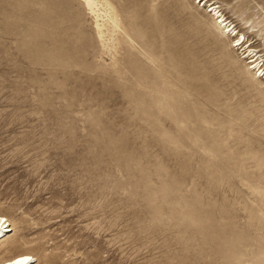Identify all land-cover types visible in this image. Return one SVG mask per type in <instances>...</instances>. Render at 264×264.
Here are the masks:
<instances>
[{"label":"rangeland","instance_id":"obj_1","mask_svg":"<svg viewBox=\"0 0 264 264\" xmlns=\"http://www.w3.org/2000/svg\"><path fill=\"white\" fill-rule=\"evenodd\" d=\"M91 1L0 0V261L264 264V0Z\"/></svg>","mask_w":264,"mask_h":264},{"label":"bare ground","instance_id":"obj_2","mask_svg":"<svg viewBox=\"0 0 264 264\" xmlns=\"http://www.w3.org/2000/svg\"><path fill=\"white\" fill-rule=\"evenodd\" d=\"M83 1H85L86 7L91 8V6H92L91 0H83ZM210 12H213V15L216 16L217 20L219 19L218 21L216 20V23H218L219 27L223 28V31L221 32L222 38L225 39L226 35H230V37L231 36L237 37V39L234 40L236 42L235 46L243 47L244 43H245L244 37L238 35V32L234 31L233 28H230L231 25H229L228 22L223 18V16L220 15L218 11H216V7L213 6V8L210 10ZM229 33H231V34H229ZM247 52H248V50H247ZM249 53H251V51H249ZM249 53H247V56L250 59L249 64L252 65V67H251L252 69H257L259 67V63L257 62L258 58L255 59L256 55H253V54L250 57ZM9 228H10V224L8 223V220L5 217L0 216V242H3L9 236V234L12 232V229H9ZM34 260H35V258L31 253H23V254H19V255L14 254V256L8 257V258L0 261V264H33Z\"/></svg>","mask_w":264,"mask_h":264}]
</instances>
